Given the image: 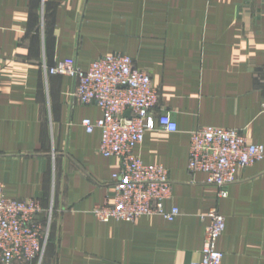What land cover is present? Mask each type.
Segmentation results:
<instances>
[{"label": "crops", "instance_id": "crops-1", "mask_svg": "<svg viewBox=\"0 0 264 264\" xmlns=\"http://www.w3.org/2000/svg\"><path fill=\"white\" fill-rule=\"evenodd\" d=\"M114 52L150 73L156 113L177 123L146 132L134 149L167 169L165 210L180 209L173 221L101 222L92 211L113 204L120 162L100 153L99 129L81 124L102 110L77 102L76 80L48 68L69 58L88 68ZM201 126L264 144V0H0V183L7 197L38 199L52 215L41 264H187L200 258L213 207L226 218L224 262L264 264V158L222 196L188 169Z\"/></svg>", "mask_w": 264, "mask_h": 264}, {"label": "built area", "instance_id": "built-area-1", "mask_svg": "<svg viewBox=\"0 0 264 264\" xmlns=\"http://www.w3.org/2000/svg\"><path fill=\"white\" fill-rule=\"evenodd\" d=\"M54 75L76 80L72 92L81 104H96L103 112L93 120L82 119L87 132L101 131L99 151L119 159L114 174L113 204L96 205L93 213L101 222H133L144 215H161L173 221L180 213L176 206L165 210L172 196V181L160 164H146L134 152L146 132L162 129L175 132L176 121L169 112L156 113L159 91L150 73L135 66V60L123 52L101 55L88 68L74 58L59 60L48 68ZM264 158V144L251 142L235 128L201 126L190 134L188 169L206 174L207 181L224 188L239 179L240 171ZM0 183V262L41 264L50 240L52 215L38 199H14L4 193ZM206 217L205 236L200 258L187 264H226L218 249V239L226 227V218L217 207Z\"/></svg>", "mask_w": 264, "mask_h": 264}]
</instances>
